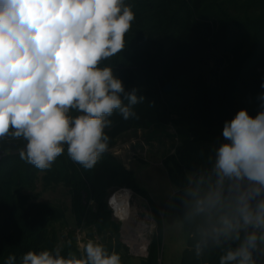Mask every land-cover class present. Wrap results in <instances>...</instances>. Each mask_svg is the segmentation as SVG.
<instances>
[{"label":"clouds","instance_id":"obj_1","mask_svg":"<svg viewBox=\"0 0 264 264\" xmlns=\"http://www.w3.org/2000/svg\"><path fill=\"white\" fill-rule=\"evenodd\" d=\"M135 13L125 0H0V140L25 141L22 160L49 169L67 155L92 169L108 150L105 129L118 112L136 118L144 103L112 65ZM264 88V83L261 84ZM253 117L225 121L223 142L185 173L179 223L196 257L222 250L219 264H257L264 256V93ZM75 113V115H73ZM3 264H122L119 253L89 240L83 255L28 250Z\"/></svg>","mask_w":264,"mask_h":264},{"label":"trees","instance_id":"obj_2","mask_svg":"<svg viewBox=\"0 0 264 264\" xmlns=\"http://www.w3.org/2000/svg\"><path fill=\"white\" fill-rule=\"evenodd\" d=\"M135 13L125 36L123 52L104 61L112 65L126 90L138 89L144 103L135 106L136 118L123 119L118 112L105 129L108 144L130 130L154 124L171 125L181 142L163 161L175 188L173 211L179 222L177 199L185 173L196 171L223 142L225 121L240 109L251 116L260 110L264 88V0H126ZM246 50L242 52L243 47ZM243 53V54H242ZM170 83L172 92L164 87ZM75 114V113H74ZM22 139L0 140V264L10 254L17 261L28 250L54 249L51 228L66 218V211L50 203L36 202L40 179L44 190L62 185L72 195L76 226L96 235L111 232L119 241L120 226L108 207L112 189L130 190L148 203L156 224L147 257L140 264H160L163 220L148 192L112 154H103L92 169L69 156H59L49 169L40 170L22 160ZM15 153V154H14ZM17 153V154H16ZM184 228V227H183ZM187 235L181 264H219L220 249L196 257ZM61 254L82 256L74 243ZM264 264V256H256Z\"/></svg>","mask_w":264,"mask_h":264},{"label":"rangeland","instance_id":"obj_3","mask_svg":"<svg viewBox=\"0 0 264 264\" xmlns=\"http://www.w3.org/2000/svg\"><path fill=\"white\" fill-rule=\"evenodd\" d=\"M245 50L246 46L243 47L242 52ZM73 115L75 114L73 113ZM180 142V138L171 125L154 124L147 129H135L125 132L108 144V150L126 169L134 172L137 182L148 192L162 217L164 239L160 264H181L182 252L185 250L187 242L184 228L177 221L173 211L175 188L170 183L168 174L163 167V161L175 153V149ZM63 155L65 157L68 156L66 145ZM119 191H122V189L110 190L107 203L114 221L120 226L119 241L124 248H120L117 245V238L111 232H107L104 236H99L95 232L92 233L76 226L71 209L72 195L68 188L59 185L45 191L39 179L34 195L36 202L61 206L66 211V218L56 222L51 228V232L56 235V247L58 249L62 250L74 243L83 254L84 245L89 240H92L103 244L110 252L119 253L122 264H140V261L147 254L152 236L156 231V224L147 201L133 193L137 204L141 207L142 217L148 224V230L145 234L146 249H143L142 246H133L132 240L127 237V235H130L129 231L124 230L123 223L118 220L112 207V197Z\"/></svg>","mask_w":264,"mask_h":264},{"label":"bare ground","instance_id":"obj_4","mask_svg":"<svg viewBox=\"0 0 264 264\" xmlns=\"http://www.w3.org/2000/svg\"><path fill=\"white\" fill-rule=\"evenodd\" d=\"M112 207L118 220L123 223L124 230L129 231L130 235L127 237L132 240V245L146 249L145 234L148 224L142 217L141 207L137 204L133 192L122 190L115 193L112 197Z\"/></svg>","mask_w":264,"mask_h":264},{"label":"water","instance_id":"obj_5","mask_svg":"<svg viewBox=\"0 0 264 264\" xmlns=\"http://www.w3.org/2000/svg\"><path fill=\"white\" fill-rule=\"evenodd\" d=\"M164 91H165L166 93L171 92V91H172V89H171V84H167L166 87H165V89H164ZM109 153H111V152H110L109 150H107L104 154H109ZM145 257H147V254H146Z\"/></svg>","mask_w":264,"mask_h":264}]
</instances>
